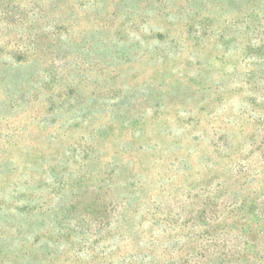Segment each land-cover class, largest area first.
I'll return each instance as SVG.
<instances>
[{
	"label": "rangeland",
	"instance_id": "rangeland-1",
	"mask_svg": "<svg viewBox=\"0 0 264 264\" xmlns=\"http://www.w3.org/2000/svg\"><path fill=\"white\" fill-rule=\"evenodd\" d=\"M243 4L0 0V264H121L185 216L216 140L261 146Z\"/></svg>",
	"mask_w": 264,
	"mask_h": 264
},
{
	"label": "trees",
	"instance_id": "trees-1",
	"mask_svg": "<svg viewBox=\"0 0 264 264\" xmlns=\"http://www.w3.org/2000/svg\"><path fill=\"white\" fill-rule=\"evenodd\" d=\"M243 5L248 24L244 23L249 26L246 32L251 38L246 48L253 63L248 66L246 79L248 84H253L252 71L258 70L261 77L256 84L263 88L264 41L253 44L252 37H264V0H244ZM247 130L248 124H241L233 136L226 134L224 139L215 141L206 175L187 186L181 204L185 216L172 222L158 218L157 223L165 222L168 226H161L158 233L150 228L148 243L139 246L133 254L127 253L121 264H264V121L261 146L245 155ZM260 150L261 162H250V153ZM126 215H130L128 206H120L119 232L122 241L130 245L134 242L130 234L133 225L127 223ZM123 225L127 226L125 230ZM160 244L167 246L159 250Z\"/></svg>",
	"mask_w": 264,
	"mask_h": 264
}]
</instances>
